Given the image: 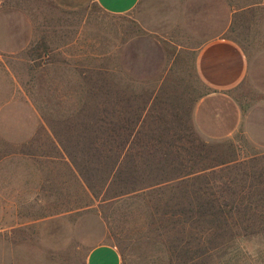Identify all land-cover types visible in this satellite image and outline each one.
<instances>
[{
	"label": "rangeland",
	"instance_id": "rangeland-1",
	"mask_svg": "<svg viewBox=\"0 0 264 264\" xmlns=\"http://www.w3.org/2000/svg\"><path fill=\"white\" fill-rule=\"evenodd\" d=\"M220 1L228 37L263 58L264 2ZM0 41V264H84L98 242L121 264H264V105L249 84L245 126L205 139L195 44L52 0H0Z\"/></svg>",
	"mask_w": 264,
	"mask_h": 264
},
{
	"label": "crops",
	"instance_id": "crops-1",
	"mask_svg": "<svg viewBox=\"0 0 264 264\" xmlns=\"http://www.w3.org/2000/svg\"><path fill=\"white\" fill-rule=\"evenodd\" d=\"M52 1L65 9L94 4L112 16L127 17L142 36L156 42L163 38L195 44L194 69L206 92L195 102L190 118L193 130L202 138L229 139L245 126L237 88L249 84L259 95L253 105H264V56L249 53L228 37L233 11L220 0ZM186 17L192 19L191 24L182 22ZM5 47L0 41V50ZM62 150L65 162L73 167L68 153ZM84 264H121V255L114 244L98 242L88 249Z\"/></svg>",
	"mask_w": 264,
	"mask_h": 264
}]
</instances>
